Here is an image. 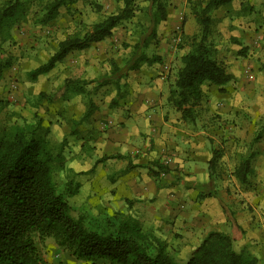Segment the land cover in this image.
Here are the masks:
<instances>
[{
  "label": "trees",
  "instance_id": "trees-1",
  "mask_svg": "<svg viewBox=\"0 0 264 264\" xmlns=\"http://www.w3.org/2000/svg\"><path fill=\"white\" fill-rule=\"evenodd\" d=\"M79 0H4L0 4V42L12 38V29L32 11L37 21L44 25L55 19L60 9ZM234 0H193L192 13L198 32L184 34L183 19L180 30L189 49L181 56L174 81L170 87L168 102L185 120L195 121L198 106L202 102L205 85L220 88L234 80L225 64L215 56L216 46L212 34L213 12ZM242 8L244 0L240 1ZM170 0H116V7L102 19L89 25L81 23L79 29L68 28L57 46L49 49L45 62L28 70L31 82L50 79L51 72L69 53L84 50L93 43L110 37L114 29L125 21L148 12L151 25L143 30L148 34L128 45L132 49V69H146L161 57L148 55L146 49L157 37L159 27L166 21ZM9 62L0 59V79ZM113 71L120 68L115 63ZM42 76V77H41ZM92 82L83 77L66 78L59 87L40 91L34 106L43 101L69 100L76 95L87 96L89 117L94 110ZM1 101V100H0ZM50 125L34 111L31 117H21L0 130V264H50L40 253L36 238H52L55 243L76 260L87 264H263L254 253L237 250L232 234L210 229L192 249L182 263L171 253L165 233L153 225L141 221L131 209V201L119 215L118 222L102 220L91 213H71L69 199L82 187L73 177L84 173L72 163L81 162L85 155H92L96 147L90 138L82 135L74 123L72 130L57 139L50 136ZM219 150H214L209 160V172L214 176ZM109 158H122L121 154L103 155L96 164ZM252 155H242L234 168V176L241 184L248 182L252 172ZM145 166L129 164L130 168ZM152 174L160 168V162L151 161L147 166ZM131 202V203H130Z\"/></svg>",
  "mask_w": 264,
  "mask_h": 264
},
{
  "label": "rangeland",
  "instance_id": "rangeland-1",
  "mask_svg": "<svg viewBox=\"0 0 264 264\" xmlns=\"http://www.w3.org/2000/svg\"><path fill=\"white\" fill-rule=\"evenodd\" d=\"M2 1L4 0H0V3ZM192 1L170 0L166 21L159 27L157 37L144 49L148 55L155 53L161 57V62H156L154 67L162 81H171L170 86L181 65L182 54L189 49L180 30L183 19L184 34L198 32L192 13ZM240 1L234 0L227 8L213 12L210 36L216 46L215 56L234 75V80L222 86L223 88L214 84L204 86L205 95L200 105H206L207 109L202 110L194 124L204 130V142L210 153L219 150L212 179L217 182L221 194L222 190L226 192L220 197L225 200H231L228 195H237L238 188V193L264 196V0H244L242 9ZM138 2L142 3V0ZM115 7L116 0H79L62 7L58 16L47 24H40L32 11L20 24L13 27L12 38L0 42V59L9 62L0 79V130L21 117H31L34 111L42 116L44 125H50L52 139L68 134L76 123L78 132L90 138L91 144L95 145L100 139L105 140L108 129L121 127L120 121L114 123V119L103 114L105 111H116L117 115L123 113L121 95L126 94L127 88L122 85L118 93L121 95L111 103L115 80L127 81L133 75L137 80L149 77L147 72L130 67L133 52L128 47L148 34L143 30L151 25L148 12H139L134 18L125 21L103 41L93 43L87 49L71 52L48 73L49 80L31 82L26 75L28 70L47 60L49 49L57 46L68 28L79 29L81 23L89 25L98 21ZM114 63L120 68L117 73L113 71ZM79 76L96 80L87 85L92 91L93 102L96 104L98 101L89 117L84 116L88 98L85 95L69 100L43 101L39 107L34 106L40 91L59 87L66 78ZM211 102L217 108L209 113L208 104ZM109 103L113 107H108ZM100 143L92 155H85L81 162L72 163L74 169L83 170L84 173L73 177L82 187L69 199L71 213L78 216L88 212L99 219L117 223L119 216L115 214V209L107 205L105 194L110 192L112 182L124 176L125 169L118 168L117 172L120 174H105L104 178L96 177L93 172L96 168L91 172L86 169L104 153L103 143ZM242 154L252 155V172L245 184L237 180L234 182L233 174ZM170 161V158L165 157L162 165L166 167ZM114 163L113 169L124 166L125 159L117 158ZM160 171L163 172L162 175L167 172L163 168ZM144 207L145 205L135 203L132 211L141 218ZM165 235L167 239H171L180 234L168 232ZM36 241L46 260L53 259L56 263L63 264L70 258L75 259L52 238H36ZM168 246L178 261L186 262L189 249L180 248L175 241H169ZM76 263L87 264L80 260Z\"/></svg>",
  "mask_w": 264,
  "mask_h": 264
},
{
  "label": "crops",
  "instance_id": "crops-1",
  "mask_svg": "<svg viewBox=\"0 0 264 264\" xmlns=\"http://www.w3.org/2000/svg\"><path fill=\"white\" fill-rule=\"evenodd\" d=\"M232 3L217 10L227 8ZM262 38L264 42V36ZM251 63L254 64L253 61ZM139 70L147 72L148 79L137 80L133 75L127 81H114L111 103L121 95L118 93L122 85L127 88L126 94L121 95L123 113L117 115L116 111H105L103 114L114 119V123L120 121L122 124L120 128L108 129L105 140L98 141L103 143L100 144L104 152L98 158L121 154L125 159L124 166L115 169L112 167L117 158L106 159L96 164V171H93L96 177L104 178L105 174H120L118 168L125 169L124 176L112 182L110 192L105 194L107 205L115 209L118 216L127 207V201H133L130 202L131 209L135 203L145 205L139 219L165 234L178 232L180 235L168 239V242L175 241L180 248L189 249L187 258L202 236L208 230L215 229L232 234L237 250L254 253L264 264V196L239 194L237 187V195H228L231 200L220 198L226 192L222 190L224 194H221L217 182L210 175L212 153L204 142V130L194 126L196 120L183 119L181 113L168 102L171 81H162L154 65ZM108 105L113 107L110 103ZM204 107L198 106L197 117L207 109L206 105ZM208 107L209 113L217 108L212 102ZM165 157L171 159L166 166V174L162 175V171L157 175L152 174L147 166L153 160L163 164ZM94 164L86 169H91ZM129 164L145 166L130 168ZM48 260L58 264L53 259ZM76 261L70 258L63 264H77Z\"/></svg>",
  "mask_w": 264,
  "mask_h": 264
}]
</instances>
